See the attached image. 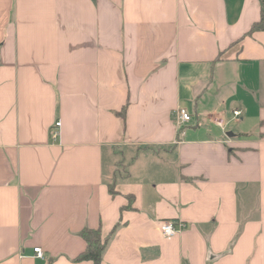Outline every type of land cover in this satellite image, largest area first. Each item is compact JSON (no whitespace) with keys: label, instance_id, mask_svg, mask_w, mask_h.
I'll use <instances>...</instances> for the list:
<instances>
[{"label":"crops","instance_id":"obj_1","mask_svg":"<svg viewBox=\"0 0 264 264\" xmlns=\"http://www.w3.org/2000/svg\"><path fill=\"white\" fill-rule=\"evenodd\" d=\"M261 9L0 0V264H264Z\"/></svg>","mask_w":264,"mask_h":264},{"label":"trees","instance_id":"obj_2","mask_svg":"<svg viewBox=\"0 0 264 264\" xmlns=\"http://www.w3.org/2000/svg\"><path fill=\"white\" fill-rule=\"evenodd\" d=\"M261 18L256 22L252 28V31L264 29V0H261ZM127 111V105L123 109L117 112L120 116L125 117ZM111 191L114 192V188L111 186ZM81 235L86 241L85 250L76 258V261L91 260L96 264H100L103 257V251L107 245L109 236L104 237L100 228L86 227L82 230Z\"/></svg>","mask_w":264,"mask_h":264},{"label":"built area","instance_id":"obj_3","mask_svg":"<svg viewBox=\"0 0 264 264\" xmlns=\"http://www.w3.org/2000/svg\"><path fill=\"white\" fill-rule=\"evenodd\" d=\"M240 115H241V110L236 109L233 111L234 118H238ZM177 116L181 124V128L192 120V114L186 108H179V110L177 111ZM215 123L221 126L223 129L225 128V124L223 121L215 120ZM61 124H62L61 120H57L54 127L52 128V137L55 139L60 134ZM185 227L186 224L184 222H175L172 220H166L161 223V231L165 236H174L179 232H181ZM34 256L39 258H44V251L42 247L37 246L34 248Z\"/></svg>","mask_w":264,"mask_h":264},{"label":"water","instance_id":"obj_4","mask_svg":"<svg viewBox=\"0 0 264 264\" xmlns=\"http://www.w3.org/2000/svg\"><path fill=\"white\" fill-rule=\"evenodd\" d=\"M229 135H233V133L230 132Z\"/></svg>","mask_w":264,"mask_h":264}]
</instances>
